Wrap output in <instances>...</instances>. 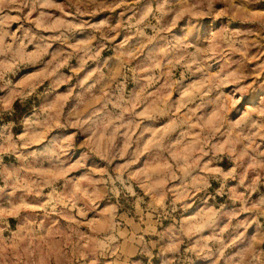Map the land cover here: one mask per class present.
I'll return each instance as SVG.
<instances>
[{
    "label": "clouds",
    "instance_id": "1",
    "mask_svg": "<svg viewBox=\"0 0 264 264\" xmlns=\"http://www.w3.org/2000/svg\"><path fill=\"white\" fill-rule=\"evenodd\" d=\"M0 264H264V0H0Z\"/></svg>",
    "mask_w": 264,
    "mask_h": 264
}]
</instances>
